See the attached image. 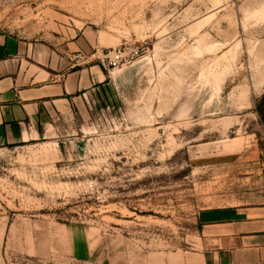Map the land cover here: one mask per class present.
Returning <instances> with one entry per match:
<instances>
[{
  "label": "rangeland",
  "instance_id": "1",
  "mask_svg": "<svg viewBox=\"0 0 264 264\" xmlns=\"http://www.w3.org/2000/svg\"><path fill=\"white\" fill-rule=\"evenodd\" d=\"M142 55L87 112L0 148V264H204L203 210L264 207V0H0V31Z\"/></svg>",
  "mask_w": 264,
  "mask_h": 264
},
{
  "label": "crops",
  "instance_id": "2",
  "mask_svg": "<svg viewBox=\"0 0 264 264\" xmlns=\"http://www.w3.org/2000/svg\"><path fill=\"white\" fill-rule=\"evenodd\" d=\"M53 42L0 31V148L41 138L87 112L107 76L88 56L99 32L61 27ZM81 58H76L77 55ZM204 264H264V207L229 205L198 213Z\"/></svg>",
  "mask_w": 264,
  "mask_h": 264
},
{
  "label": "built area",
  "instance_id": "3",
  "mask_svg": "<svg viewBox=\"0 0 264 264\" xmlns=\"http://www.w3.org/2000/svg\"><path fill=\"white\" fill-rule=\"evenodd\" d=\"M143 53V47L135 45H124L119 48L94 51L88 58L98 64L102 69H115L123 63H129L139 58ZM76 58H81L77 55Z\"/></svg>",
  "mask_w": 264,
  "mask_h": 264
}]
</instances>
